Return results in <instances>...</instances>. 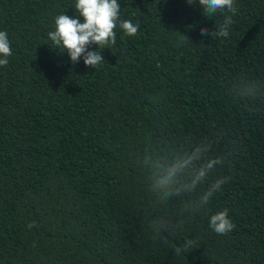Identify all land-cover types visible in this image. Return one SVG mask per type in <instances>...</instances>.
I'll list each match as a JSON object with an SVG mask.
<instances>
[{
	"label": "trees",
	"instance_id": "obj_1",
	"mask_svg": "<svg viewBox=\"0 0 264 264\" xmlns=\"http://www.w3.org/2000/svg\"><path fill=\"white\" fill-rule=\"evenodd\" d=\"M118 3L138 32L117 24L93 69L48 37L60 14L83 22L76 0H0L12 50L0 65V264H264V94L231 91L241 79L264 89V0L210 16L199 0ZM201 141L224 163L160 201L145 153ZM220 177L208 203L181 213ZM225 208L235 227L217 234L210 217Z\"/></svg>",
	"mask_w": 264,
	"mask_h": 264
},
{
	"label": "clouds",
	"instance_id": "obj_2",
	"mask_svg": "<svg viewBox=\"0 0 264 264\" xmlns=\"http://www.w3.org/2000/svg\"><path fill=\"white\" fill-rule=\"evenodd\" d=\"M193 4L194 0H186ZM203 14L213 15L218 11L235 13L234 0H199ZM120 4L118 0H76V12L83 17V22L78 18H72L60 14L55 20V30L48 33L50 40L60 48L67 51L70 61L75 64L81 58L86 67L95 68L104 61L101 50L109 44H114L116 35L114 29L119 24L127 35H136L139 23L130 20L119 19ZM231 16H225L223 23L219 26L216 35L227 37L229 26L232 24ZM201 35H212L207 28H201ZM185 40H189L184 35ZM97 45L96 50H90V45ZM12 54L10 42L5 31H0V65H7V57ZM231 91L241 98L250 99L264 94L258 84L253 81L241 79L233 83ZM211 150L209 142L201 141L190 150H170L165 153L146 152L143 157L142 167L146 170L149 190L162 202L168 203L175 197L193 192L199 185L203 184L215 170L217 165L224 163L223 156L210 157ZM228 177H220L211 182L198 201H188L181 209V213L192 211L208 203L209 197L219 191L222 184L228 182ZM209 226L217 234L230 232L235 225L228 217V209L218 211L210 217ZM29 227H32L30 224ZM162 231L156 233L161 236ZM191 241L175 247L177 255L182 250L188 251Z\"/></svg>",
	"mask_w": 264,
	"mask_h": 264
}]
</instances>
